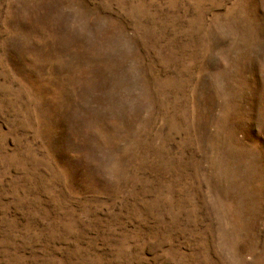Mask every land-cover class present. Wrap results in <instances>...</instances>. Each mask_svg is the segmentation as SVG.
<instances>
[{"label":"rangeland","instance_id":"rangeland-1","mask_svg":"<svg viewBox=\"0 0 264 264\" xmlns=\"http://www.w3.org/2000/svg\"><path fill=\"white\" fill-rule=\"evenodd\" d=\"M0 264H264V0H0Z\"/></svg>","mask_w":264,"mask_h":264}]
</instances>
